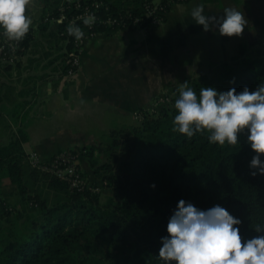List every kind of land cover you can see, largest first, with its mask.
<instances>
[{
    "label": "trees",
    "instance_id": "1",
    "mask_svg": "<svg viewBox=\"0 0 264 264\" xmlns=\"http://www.w3.org/2000/svg\"><path fill=\"white\" fill-rule=\"evenodd\" d=\"M61 1H45L49 14L41 19L48 17V26L41 21L38 27L47 31L48 52L32 50L30 56L38 52L39 58H27L29 69L45 62L41 69L56 64L54 73L67 72L64 58L76 51V38L67 33V22L81 14L85 5L101 6L91 11L96 23L90 32L133 29L131 22L138 19L149 42L153 29L166 22L171 6L189 0H71L73 6L63 11L66 20L50 29V22L61 15L51 7ZM145 5L161 8V22L154 28H149L141 12ZM75 24L86 28L84 23ZM33 31L30 25L18 41L15 64L0 60V73L20 72L23 50L33 40ZM0 36H5L2 30ZM245 51L240 46L236 55L211 65L186 83L197 94L205 86L219 90L235 87L237 91L248 86L254 90L264 84V37L253 52ZM48 58L53 59L46 62ZM179 91L160 108L140 109L135 124L109 132L100 161L94 158L92 147L67 151L74 156L75 167L88 188H71L32 168L24 150L26 132L20 128L11 134L9 141L0 145V264H161L157 256L160 238L167 235V221L180 199L201 209L220 204L243 221L242 237L259 235L254 230L264 225V175L250 174L249 162L255 153L246 142V133L239 134L236 145L209 143L208 131L191 138L179 133L173 125ZM79 155L93 170L92 184L77 164ZM102 188L110 195L102 196Z\"/></svg>",
    "mask_w": 264,
    "mask_h": 264
},
{
    "label": "crops",
    "instance_id": "2",
    "mask_svg": "<svg viewBox=\"0 0 264 264\" xmlns=\"http://www.w3.org/2000/svg\"><path fill=\"white\" fill-rule=\"evenodd\" d=\"M199 4L204 5L205 15L218 16L226 7H235L249 21L242 35L232 37L198 26L204 37L201 52L205 59L208 53L210 62L225 60L222 55L228 45L256 46L264 37V0H195L192 8ZM170 12L166 22L153 29L149 42L140 28L106 30L87 40L79 50L80 64L71 78L54 73L56 64L47 69H41L45 62L36 69L28 68L27 58L38 59L39 53L47 50L46 38L34 37L33 51L39 53L24 57L20 72L0 73V127L5 128L0 145L21 128L28 137L24 145L27 155L36 152L44 160L74 148L97 149L106 143L109 132L135 124L140 109H153L156 101L165 102L180 90V84L205 72L185 63L180 57L183 51L172 46L169 33L163 32ZM77 164L93 176L82 155Z\"/></svg>",
    "mask_w": 264,
    "mask_h": 264
},
{
    "label": "clouds",
    "instance_id": "3",
    "mask_svg": "<svg viewBox=\"0 0 264 264\" xmlns=\"http://www.w3.org/2000/svg\"><path fill=\"white\" fill-rule=\"evenodd\" d=\"M29 0H0V30L13 41L22 40L33 23L26 15ZM196 24L204 30H215L222 36L242 35L248 19L242 10L226 7L221 15H205L203 4L191 11ZM62 22V21H61ZM95 22L94 14L83 20ZM67 33L76 40L84 32L75 23ZM230 83H234L231 81ZM174 129L187 137L208 131L209 143L236 145L239 134L246 133V142L255 153L250 162L251 175H264V84L254 90L244 86L219 90L205 86L196 90L185 82L175 100ZM155 187V185H151ZM243 221L215 204L207 209L185 199L178 200L166 224L167 235L160 238L157 256L161 264H264V225H257L259 235L242 237Z\"/></svg>",
    "mask_w": 264,
    "mask_h": 264
},
{
    "label": "rangeland",
    "instance_id": "4",
    "mask_svg": "<svg viewBox=\"0 0 264 264\" xmlns=\"http://www.w3.org/2000/svg\"><path fill=\"white\" fill-rule=\"evenodd\" d=\"M45 1L46 0H29V3H28L29 9H30L29 16L32 18V21H33V23L31 24V28L34 30L33 31L34 37L38 36V38L40 40L45 38V34L47 33V31L40 30L39 29L40 27H38V24L41 21H43V23L48 26V23H47L48 17L41 19L43 16H46L49 14L48 13L49 8L45 7ZM52 1L53 0H49V2H52ZM64 2H66V0L61 1L58 5L57 4L53 5L54 7H51V9L52 10L54 8L59 9V11L63 13V11L67 7L73 6V3L70 1L68 3H64ZM194 2H195V0L190 2L189 4H185V5H178V4L172 5L171 9L172 8L173 9L171 10V12L169 14V18H168L167 23L165 24V27L163 28V30H164L163 32L169 33L171 40H172V43H173L172 46L178 47L179 49H181L180 51H183V53H182L183 55H180V57H181V59H183L185 61V63H190L188 65L192 66L193 68L207 71L210 68V66L213 65L214 63L210 62L211 58H209L208 53H206L207 59H205L203 57L204 52H201V50L204 46V42L202 40V38H204V37H202L200 35L201 30L198 31L199 25L196 24L195 20L191 16V11L193 9L192 5L194 4ZM61 10H63V11H61ZM52 27H55V25L52 24L50 29ZM50 29H48V30H50ZM77 41L79 42V40H77ZM212 43H215V42H212ZM248 45H241V46H244L246 48V51H245L246 53L253 52V50L256 46L255 45H249L248 46ZM33 47H34V43L32 40L29 43L28 52L26 53V55H24L22 57V59H24V57L28 56V54L33 50ZM78 47H80L79 43H78ZM228 48L229 49L223 53L222 57L230 58L231 56L236 55L238 53L239 47H236V45L233 47L228 45ZM186 50L191 51V53L188 54ZM43 52H48V50L45 49ZM12 76H16V75L14 74ZM180 86L182 87L183 84H180ZM162 106H163V102L158 104L157 107L160 108ZM129 121L132 122L131 118H129ZM3 131H5V128L0 127V138H1V135L3 134L2 133ZM102 142H104V139H102ZM104 145H105V143L102 144L97 149L94 148L95 149L94 158L98 161L101 160V157H100L101 156V150L103 149ZM28 150H29V148H26L27 152H28ZM85 161L87 162L86 159H85ZM87 179H88V182L90 184L94 183V177L92 175L87 174ZM101 193H102V196L110 195V193L108 191L104 190L103 188L101 189Z\"/></svg>",
    "mask_w": 264,
    "mask_h": 264
},
{
    "label": "built area",
    "instance_id": "5",
    "mask_svg": "<svg viewBox=\"0 0 264 264\" xmlns=\"http://www.w3.org/2000/svg\"><path fill=\"white\" fill-rule=\"evenodd\" d=\"M181 1H185V0H181ZM70 2L72 1L70 0ZM100 7L101 6L98 3L85 5V7L82 8L83 11L81 14H79L74 20H68L67 27L69 26V24H72L75 22L83 23V20L91 15V11H96L100 9ZM76 8H79V6H77ZM159 10H161V8H159L158 5L142 6L141 12L148 20L147 25L149 26V28H154L155 26L160 24L161 19L159 16H161L162 13H160L161 11ZM65 20H66V16L64 13L61 12V15L58 19L56 20L53 19L50 22L51 23L50 27L52 26V24H54L56 27V25L63 23ZM95 23L96 22H94L91 25H86V28L83 30L84 32L83 39L79 40V42L77 40L75 41V48H76L77 53L74 50L73 52H70L69 54H67V56L64 58L65 63L68 64V70L64 74L65 76L64 78H71L72 76H74L80 64L79 50L81 46L83 45L84 42H86L87 40L93 38L94 36L98 34V33L96 34L94 32H90V30L94 27ZM106 23H107V26L111 28L113 24L112 21L108 19L106 20ZM131 23L134 24L133 28H141V23L139 22L138 19H134ZM17 43L18 41L10 40L6 36H3V37L0 36V60L1 62L7 63V64H15L14 62L18 58L15 55L16 49L18 48ZM78 43L80 44V47H78ZM27 52H28V48L26 50H23L22 57L26 55ZM29 55L30 53L28 54L27 57H29ZM162 102L164 101L158 100V102H156L155 105H158ZM27 160L32 168H35L37 170H40L42 172H46L52 176H55L59 180L68 183L71 188L83 189L84 187H87V188L89 187L84 182V179L81 177L80 173L77 171L75 167V158L70 152L64 151V152L58 153L48 160H44L36 152H32L27 155Z\"/></svg>",
    "mask_w": 264,
    "mask_h": 264
}]
</instances>
